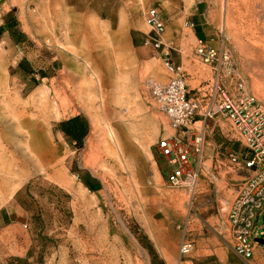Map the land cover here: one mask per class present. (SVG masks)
<instances>
[{
	"label": "rangeland",
	"instance_id": "374dc122",
	"mask_svg": "<svg viewBox=\"0 0 264 264\" xmlns=\"http://www.w3.org/2000/svg\"><path fill=\"white\" fill-rule=\"evenodd\" d=\"M256 1L0 0V27H6L0 34V208L13 210L16 222L0 229V264H248L232 258L227 221L236 186L246 174L229 156H248L232 123L220 116L197 118L186 132L189 144L194 135L202 138L197 186L173 188L166 181L157 143L175 132L151 99L147 83L167 82L171 75L147 43V15L155 7L165 20L163 42L184 70L191 98L204 105L199 91L213 84L216 75L195 55L189 18L200 13L215 26L216 45L223 43L230 53L247 91L264 104V33L260 36L255 28L264 23V0ZM117 49L124 78L131 83L107 75L116 66ZM101 50L112 54L108 65L97 63L113 98L105 108L98 98L97 114L77 108L73 115L41 119L47 139L33 152L20 125L23 111L28 116L31 101L46 96L56 102V86L63 90L61 99L69 97L67 73L78 80L92 77L87 64L97 59L91 60L89 52ZM75 117L86 122L81 145L61 127ZM94 122L103 132L121 130V165L112 167L101 154L87 155ZM256 221L264 231V207ZM183 241L195 244L188 256L180 254Z\"/></svg>",
	"mask_w": 264,
	"mask_h": 264
},
{
	"label": "built area",
	"instance_id": "2783aa9c",
	"mask_svg": "<svg viewBox=\"0 0 264 264\" xmlns=\"http://www.w3.org/2000/svg\"><path fill=\"white\" fill-rule=\"evenodd\" d=\"M147 23L151 28L147 43L171 75L167 82L150 80L147 83L151 99L175 132L157 143L166 164V181L173 188L194 189L202 167L203 145L202 138L195 135L193 144L187 142L189 126L199 117L205 121L220 116L230 121L242 137L248 156L231 154L229 160L239 164L248 174L236 186L227 221L233 250L243 259L251 260L258 237L264 234L256 221L264 207V104L247 91L230 53L223 43L216 45L214 39L196 40L195 55L204 65L215 69L216 75L213 84L207 83L199 91L204 105L191 98L185 72L173 61L163 42L166 23L158 8L149 10ZM194 248V242L183 241L181 256L190 255Z\"/></svg>",
	"mask_w": 264,
	"mask_h": 264
},
{
	"label": "bare ground",
	"instance_id": "6f19581e",
	"mask_svg": "<svg viewBox=\"0 0 264 264\" xmlns=\"http://www.w3.org/2000/svg\"><path fill=\"white\" fill-rule=\"evenodd\" d=\"M256 1V0H255ZM243 2V1H242ZM257 2V1H256ZM259 2H263V1H259ZM240 3V2H239ZM238 3V4H239ZM255 3V2H254ZM260 3V4H261ZM229 4V3H228ZM245 4V3H244ZM248 4V3H247ZM243 5V3H242ZM256 5V4H255ZM233 6V5H232ZM249 6V5H248ZM254 6V4H253ZM262 6V5H261ZM235 7V6H234ZM246 7V4H245ZM255 7V6H254ZM236 8V7H235ZM257 8V7H256ZM230 8H226V12H227V16L228 14L231 16L230 14ZM243 9V8H241ZM240 9V10H241ZM248 9V7L246 8ZM236 10V9H235ZM234 10V12H235ZM260 10V9H259ZM263 10V9H262ZM233 11V10H232ZM239 11V10H238ZM254 11V10H253ZM264 11V10H263ZM255 12V11H254ZM238 13V12H236ZM242 13V10L241 12ZM239 13V15H241ZM243 14V13H242ZM255 14V13H254ZM229 16V17H230ZM236 16V15H235ZM242 16V15H241ZM244 17V16H243ZM232 18V17H230ZM234 19V18H232ZM236 19V18H235ZM255 19V18H254ZM253 19V20H254ZM258 19V16H257ZM256 19V20H257ZM235 21V20H233ZM241 21V20H240ZM245 21V20H244ZM259 21V20H258ZM257 21V22H258ZM264 21V20H263ZM262 21V22H263ZM243 22V21H241ZM247 22V21H246ZM47 24V23H46ZM237 24V23H236ZM252 24V23H251ZM254 24V23H253ZM256 25V26H255ZM255 28L258 31V34L264 33V23L262 25L259 24V22L257 24H255ZM260 26V27H259ZM243 27V26H241ZM253 27V26H252ZM251 27V28H252ZM47 28V27H46ZM96 28H98V25L96 24ZM236 28V27H235ZM238 28V26H237ZM246 28L247 25H246ZM245 28V29H246ZM250 28V29H251ZM242 30V29H241ZM240 30V31H241ZM247 30V29H246ZM255 30V31H256ZM249 31V30H248ZM247 31V32H248ZM251 31V30H250ZM254 30H252L253 32ZM242 32V31H241ZM241 32H239L241 34ZM68 33V32H67ZM255 33V32H254ZM237 34V32H236ZM245 34V33H244ZM243 35V34H242ZM255 35V34H254ZM257 35V34H256ZM249 36V35H248ZM262 36V34L260 35ZM264 36V35H263ZM246 37V36H245ZM254 37V36H253ZM259 37V36H258ZM263 38V37H262ZM261 38V39H262ZM246 39V38H245ZM256 40V39H255ZM260 40V39H259ZM264 40V38H263ZM251 42V41H250ZM256 47V46H254ZM263 48V47H262ZM248 50H251L250 48ZM264 50V49H263ZM262 50V51H263ZM117 52H115L113 54L114 56V61H115V68L111 69L110 67L108 68V73L107 75H109V77L113 78V80H115V82L117 83H121V82H125L127 81L125 77V71L123 70V66L124 64L121 62V57L122 54L119 52L121 51V49H117ZM260 53L264 54V53ZM255 54V53H254ZM89 57L92 60L93 59H97L95 61H91V63L87 64L88 67L90 68L91 73L93 74L92 77H82L80 80H78L74 74L72 73H67L68 77L66 79V91L67 93H69V97L64 96V99H61V91H63L61 88L59 87H54L53 88V93H55L54 98L56 99V102L53 101L51 102L49 98H47L46 96V90L45 89H41L40 94L46 98L41 99V101L39 102H34L31 101V103L28 105L29 106V115L26 116L27 111H23L21 117L23 118L22 123H20V125H22L25 129V138H26V142L28 143V145L30 147L33 148V152H37L40 149V145L43 144V142H45L44 140L47 139V133L45 130V125L43 126V124H40L41 119H47V118H51L52 115H55L56 117H59L60 114L63 115H73L76 113L77 108L80 109L81 111H85L87 114L92 115V113L97 114L99 111V108L97 107V100L99 98V104L105 108L107 106V104L109 103V101L113 98L112 97V93H110L108 91L109 88V84L107 82V80H105L103 77L101 78L100 76H105V74H103L100 70H99V65H98V61H100L99 63L103 64H109V62H112V54H110L109 52L105 53L102 50L101 51H94L93 53L89 52ZM248 57V56H247ZM250 59V58H249ZM254 59V58H253ZM257 60V59H256ZM255 60V61H256ZM260 60V59H259ZM258 61V60H257ZM256 61V62H257ZM259 62V61H258ZM257 62V64H258ZM255 63V62H254ZM253 64V63H252ZM254 66H256L254 64ZM258 66V65H257ZM263 66V65H262ZM258 68V67H257ZM262 68V67H261ZM64 70V69H63ZM148 72L150 71V68H147ZM65 71V70H64ZM261 71V70H260ZM136 71L131 72L132 78H133V82L134 86L136 90H140L141 89V83L138 82L137 83V75H136ZM65 74V73H64ZM148 74V73H146ZM101 79L102 82H101ZM143 79V78H142ZM140 79V80H142ZM130 80H128L127 82H129ZM146 82V81H145ZM131 83V82H129ZM52 93V91H51ZM125 93V92H123ZM124 95V94H123ZM66 101V102H65ZM55 106V107H53ZM103 110V109H101ZM106 111V110H105ZM21 112V111H20ZM16 113L19 115V110L16 111ZM85 113V114H86ZM105 113V112H104ZM14 114V113H13ZM16 115V117L18 116ZM108 115V114H107ZM15 116V115H14ZM19 117V116H18ZM17 117V118H18ZM97 117V116H96ZM20 118V117H19ZM18 118V119H19ZM97 120V119H96ZM126 120V119H125ZM124 120V121H125ZM18 122V121H17ZM49 122V121H48ZM48 122H46L48 124ZM19 124V123H18ZM48 130V128H47ZM146 137V136H145ZM144 139V138H143ZM146 142V141H145ZM86 147H87V155H92V154H101L103 156H105L106 159H109L110 161H112L113 165L112 167H116L118 165H121L122 162H124L125 160V154H124V141H123V136H122V132L121 130L118 129V131H116L115 129L109 127L107 132H103L100 127L98 126V124H96L95 122L92 124V132L91 135L89 136L87 142H86ZM29 151V150H28ZM15 154V153H14ZM32 155V154H31ZM19 163V162H18ZM35 166V165H34ZM18 169V168H17ZM128 170V169H127ZM112 188V187H111ZM89 227V226H88ZM91 228V227H90ZM94 229V226L92 227ZM92 230V229H91ZM95 230V229H94ZM85 234V233H84ZM88 234V233H87ZM77 236V235H76ZM86 236V235H85ZM83 237V235H82ZM87 237V236H86ZM89 237V236H88ZM85 238V237H84ZM83 242V241H82ZM97 242V241H96ZM85 243V242H83ZM95 244V243H94ZM92 247V246H91ZM102 247V246H101ZM105 247V246H104ZM103 248V247H102ZM107 248V247H106ZM98 249V247H97ZM101 250V249H100ZM107 250V249H106ZM65 251V250H64ZM106 254V253H105ZM63 258V257H62ZM96 259V258H95ZM101 259V258H100ZM92 260V259H91Z\"/></svg>",
	"mask_w": 264,
	"mask_h": 264
},
{
	"label": "crops",
	"instance_id": "0c3cea01",
	"mask_svg": "<svg viewBox=\"0 0 264 264\" xmlns=\"http://www.w3.org/2000/svg\"><path fill=\"white\" fill-rule=\"evenodd\" d=\"M189 24L191 33L194 36L196 40H208V39H214L217 36V31L215 26H213L206 18L200 13H193L190 15L189 18ZM166 34V32H165ZM164 34V35H165ZM215 43H217L215 41ZM248 173L246 172L245 176ZM15 212L13 210L8 209L7 207H1L0 208V229H7L11 226L15 225ZM264 233V231H261ZM261 237H264L263 235H260L258 237V241L255 247L254 256L251 260H244L242 257L238 256L234 251L232 253V258L236 260H243L247 262L248 264H264V240L261 239ZM260 241H263L261 243ZM228 264L231 263V261L227 262ZM232 264V263H231Z\"/></svg>",
	"mask_w": 264,
	"mask_h": 264
},
{
	"label": "trees",
	"instance_id": "16d2710c",
	"mask_svg": "<svg viewBox=\"0 0 264 264\" xmlns=\"http://www.w3.org/2000/svg\"><path fill=\"white\" fill-rule=\"evenodd\" d=\"M6 27H0V34ZM63 132L75 141V144L81 145V141L87 135V127L84 119L75 117L67 122L61 123Z\"/></svg>",
	"mask_w": 264,
	"mask_h": 264
},
{
	"label": "water",
	"instance_id": "95a60500",
	"mask_svg": "<svg viewBox=\"0 0 264 264\" xmlns=\"http://www.w3.org/2000/svg\"><path fill=\"white\" fill-rule=\"evenodd\" d=\"M261 243H263V241H260Z\"/></svg>",
	"mask_w": 264,
	"mask_h": 264
}]
</instances>
